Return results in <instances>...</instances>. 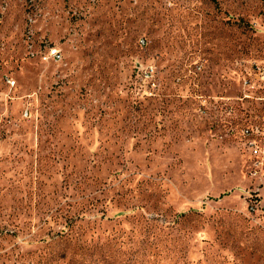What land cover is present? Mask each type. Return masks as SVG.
I'll return each mask as SVG.
<instances>
[{
	"label": "rangeland",
	"instance_id": "374dc122",
	"mask_svg": "<svg viewBox=\"0 0 264 264\" xmlns=\"http://www.w3.org/2000/svg\"><path fill=\"white\" fill-rule=\"evenodd\" d=\"M254 62L264 0H0V264H264Z\"/></svg>",
	"mask_w": 264,
	"mask_h": 264
},
{
	"label": "built area",
	"instance_id": "2783aa9c",
	"mask_svg": "<svg viewBox=\"0 0 264 264\" xmlns=\"http://www.w3.org/2000/svg\"><path fill=\"white\" fill-rule=\"evenodd\" d=\"M44 54V53H43ZM44 58H52L57 60L61 58V52L56 47H51L45 52ZM255 69L257 68L258 72L256 74V78L254 79L252 90H249V94L246 96L255 97L258 102L264 108V66L259 65L260 63L254 62ZM14 84V82H12ZM257 94V96H256ZM244 136L248 137L249 140V148L254 152L253 155L259 156L260 159L257 160L259 165L264 163V124L257 126L255 130H252L251 127L246 128L244 130ZM249 205L251 210L253 211H261L264 214V207H260V193L258 191H254L248 194Z\"/></svg>",
	"mask_w": 264,
	"mask_h": 264
}]
</instances>
